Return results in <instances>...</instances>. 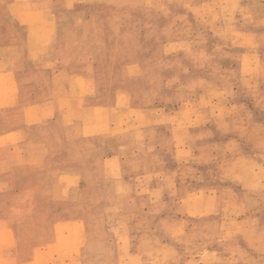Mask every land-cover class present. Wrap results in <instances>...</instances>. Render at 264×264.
Returning a JSON list of instances; mask_svg holds the SVG:
<instances>
[{
	"label": "rangeland",
	"instance_id": "rangeland-1",
	"mask_svg": "<svg viewBox=\"0 0 264 264\" xmlns=\"http://www.w3.org/2000/svg\"><path fill=\"white\" fill-rule=\"evenodd\" d=\"M0 264H264V0H0Z\"/></svg>",
	"mask_w": 264,
	"mask_h": 264
}]
</instances>
